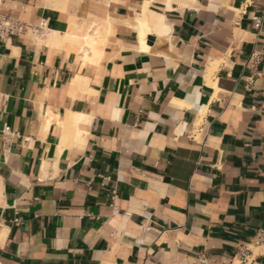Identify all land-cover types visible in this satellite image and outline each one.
Returning <instances> with one entry per match:
<instances>
[{
    "label": "crops",
    "instance_id": "crops-1",
    "mask_svg": "<svg viewBox=\"0 0 264 264\" xmlns=\"http://www.w3.org/2000/svg\"><path fill=\"white\" fill-rule=\"evenodd\" d=\"M0 15L39 29L0 40V264H240L264 229V0Z\"/></svg>",
    "mask_w": 264,
    "mask_h": 264
},
{
    "label": "built area",
    "instance_id": "built-area-1",
    "mask_svg": "<svg viewBox=\"0 0 264 264\" xmlns=\"http://www.w3.org/2000/svg\"><path fill=\"white\" fill-rule=\"evenodd\" d=\"M259 20L260 19L257 17L253 18L254 22H258ZM38 32L39 29L34 28L27 23L10 18L8 16L0 15V40L9 39L13 36L20 37L27 33L37 35ZM261 55H262L261 52L252 53L249 57L248 64H251V66L257 65L260 61ZM1 133L4 135L5 138L10 135L7 128H3L1 130ZM263 244H264V229H258L255 232L250 244L240 249L239 263L246 264L247 255L251 252V250L255 246H259ZM199 264H203V262H199Z\"/></svg>",
    "mask_w": 264,
    "mask_h": 264
},
{
    "label": "bare ground",
    "instance_id": "bare-ground-1",
    "mask_svg": "<svg viewBox=\"0 0 264 264\" xmlns=\"http://www.w3.org/2000/svg\"><path fill=\"white\" fill-rule=\"evenodd\" d=\"M79 37H81V35L79 36ZM89 38V37H88ZM73 40H75V39H73ZM72 42V41H71ZM77 42V41H76ZM95 59V58H94ZM216 65V64H215ZM214 69V68H213Z\"/></svg>",
    "mask_w": 264,
    "mask_h": 264
}]
</instances>
